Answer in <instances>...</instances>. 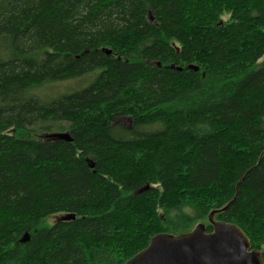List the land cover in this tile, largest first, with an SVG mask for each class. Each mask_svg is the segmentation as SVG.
I'll return each mask as SVG.
<instances>
[{
    "label": "trees",
    "instance_id": "obj_1",
    "mask_svg": "<svg viewBox=\"0 0 264 264\" xmlns=\"http://www.w3.org/2000/svg\"><path fill=\"white\" fill-rule=\"evenodd\" d=\"M213 211L264 264V0H0V264H123Z\"/></svg>",
    "mask_w": 264,
    "mask_h": 264
},
{
    "label": "water",
    "instance_id": "obj_2",
    "mask_svg": "<svg viewBox=\"0 0 264 264\" xmlns=\"http://www.w3.org/2000/svg\"><path fill=\"white\" fill-rule=\"evenodd\" d=\"M149 21H152L151 17ZM188 68L197 70L196 67ZM48 136L71 141L68 134L64 133ZM89 167L92 168L90 163ZM226 209L227 207H223L219 211L224 212ZM215 213L217 211L208 215L211 232H206L205 226L198 224L185 234H157L151 238L146 248L123 264H262L260 254L251 249L241 230L233 224L213 220ZM73 219V215H64L59 220ZM26 239L25 236L21 241Z\"/></svg>",
    "mask_w": 264,
    "mask_h": 264
},
{
    "label": "rangeland",
    "instance_id": "obj_3",
    "mask_svg": "<svg viewBox=\"0 0 264 264\" xmlns=\"http://www.w3.org/2000/svg\"><path fill=\"white\" fill-rule=\"evenodd\" d=\"M90 76H91L90 79H93V75H90ZM88 79H89V77H84V78L82 77V78H76V79H71V80H67V81H61L59 83H55V84H51V85H46V86L38 89V92H37L38 95L37 96L40 98L39 99L40 101L43 100L46 102H50L53 99H56L59 96H62L66 93H69L71 91L79 90V89L83 88L84 86H86L90 82V79L89 80ZM132 124L133 123H132L131 119L120 118L112 126L111 129H112V131L113 130L117 131V132L119 131V133H121V134L122 133L127 134V132H130V131L132 132V130H133ZM53 133H57V132L55 131ZM59 134H61V133H59ZM64 134H66V133H64ZM62 216L63 215H53V216L47 217L46 219H44L42 224L45 226H51L55 222H57Z\"/></svg>",
    "mask_w": 264,
    "mask_h": 264
},
{
    "label": "flooded vegetation",
    "instance_id": "obj_4",
    "mask_svg": "<svg viewBox=\"0 0 264 264\" xmlns=\"http://www.w3.org/2000/svg\"><path fill=\"white\" fill-rule=\"evenodd\" d=\"M117 121H118V120H117ZM117 121H116V122H117Z\"/></svg>",
    "mask_w": 264,
    "mask_h": 264
}]
</instances>
